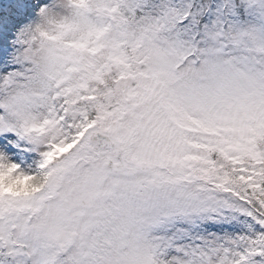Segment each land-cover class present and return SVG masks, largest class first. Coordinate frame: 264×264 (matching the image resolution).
<instances>
[{
  "label": "snow or ice",
  "instance_id": "6c2138e0",
  "mask_svg": "<svg viewBox=\"0 0 264 264\" xmlns=\"http://www.w3.org/2000/svg\"><path fill=\"white\" fill-rule=\"evenodd\" d=\"M0 264H264V0H0Z\"/></svg>",
  "mask_w": 264,
  "mask_h": 264
}]
</instances>
